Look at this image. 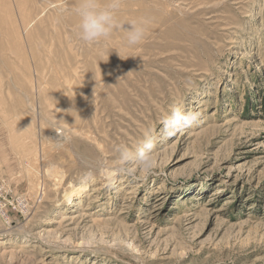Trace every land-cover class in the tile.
I'll use <instances>...</instances> for the list:
<instances>
[{"label":"rangeland","instance_id":"obj_1","mask_svg":"<svg viewBox=\"0 0 264 264\" xmlns=\"http://www.w3.org/2000/svg\"><path fill=\"white\" fill-rule=\"evenodd\" d=\"M75 2L0 0V264H264V0H123L130 47Z\"/></svg>","mask_w":264,"mask_h":264},{"label":"clouds","instance_id":"obj_2","mask_svg":"<svg viewBox=\"0 0 264 264\" xmlns=\"http://www.w3.org/2000/svg\"><path fill=\"white\" fill-rule=\"evenodd\" d=\"M122 4L123 0H76L71 8V14L76 20L78 38L86 45L103 44L111 39L114 32L124 30L127 46L140 44L146 36L147 22L144 20L121 21L118 17ZM126 23L130 27H124ZM113 49L119 54L118 49ZM197 119L198 114L196 112L185 113L179 108H173L170 114L162 120V123L167 134L171 136L182 128L191 127ZM57 146L61 145L58 144ZM152 148L151 138H146L142 146L137 149L134 158L127 151H124L122 159L125 162L134 159L138 167L145 173L141 178H146V174L150 173L154 167V162L151 159ZM119 171L134 175L136 168H121ZM108 179H112V177H108Z\"/></svg>","mask_w":264,"mask_h":264},{"label":"bare ground","instance_id":"obj_3","mask_svg":"<svg viewBox=\"0 0 264 264\" xmlns=\"http://www.w3.org/2000/svg\"><path fill=\"white\" fill-rule=\"evenodd\" d=\"M111 177H114V176H111ZM86 187V186H84ZM83 186H74L73 189L67 193L66 195V201L70 204H72L74 202V200H76L77 198H79L83 191H84V188Z\"/></svg>","mask_w":264,"mask_h":264}]
</instances>
